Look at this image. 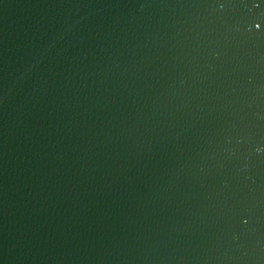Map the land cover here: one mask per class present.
<instances>
[{"label": "water", "instance_id": "1", "mask_svg": "<svg viewBox=\"0 0 264 264\" xmlns=\"http://www.w3.org/2000/svg\"><path fill=\"white\" fill-rule=\"evenodd\" d=\"M138 264H264V138L225 183Z\"/></svg>", "mask_w": 264, "mask_h": 264}]
</instances>
